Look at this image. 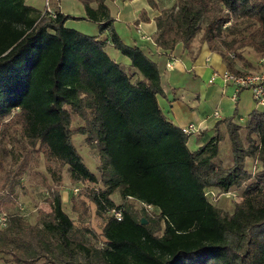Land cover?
Listing matches in <instances>:
<instances>
[{
    "label": "trees",
    "instance_id": "16d2710c",
    "mask_svg": "<svg viewBox=\"0 0 264 264\" xmlns=\"http://www.w3.org/2000/svg\"><path fill=\"white\" fill-rule=\"evenodd\" d=\"M81 1L85 18L98 23L96 35L65 26L68 18L79 17L58 8L52 15L26 0H0V147L10 127L19 124L32 145L69 167L73 182L100 180L102 185H85L80 193L98 212H109L103 243L91 247L76 231L63 209L59 175L39 224L19 212L7 214L0 253L18 264H264V109L253 108L244 125L231 117L218 120L214 134L190 149V135L158 100V63L140 45L123 41L103 0L96 8L92 0ZM156 22L157 46L188 45L202 32V41L237 74L232 52L252 46L264 55V0H179L175 11H164ZM109 43L129 62L112 57ZM73 113L86 121L76 132L99 151V174L74 143ZM221 124L232 146L228 165L218 157ZM249 156L261 162L255 173L246 167ZM2 158L0 153V169ZM243 185L231 213L206 193ZM117 189L154 210L144 207L140 214L117 204L111 197ZM9 199L0 192V207ZM113 209L123 216L117 218Z\"/></svg>",
    "mask_w": 264,
    "mask_h": 264
},
{
    "label": "crops",
    "instance_id": "0c3cea01",
    "mask_svg": "<svg viewBox=\"0 0 264 264\" xmlns=\"http://www.w3.org/2000/svg\"><path fill=\"white\" fill-rule=\"evenodd\" d=\"M98 2L99 0H92L91 6L96 8ZM103 2L108 6L114 18L113 26L123 41L129 45H140L158 63L163 88V91L158 94V100L165 115L179 127L193 121L202 123L204 128L188 138L190 149H198L214 134L218 120L231 117L234 122L244 125L248 114L253 108L258 107L251 99L253 98L251 90H236L234 85L225 83L220 74L229 70L227 63L220 53L210 50L206 41H200L195 36L188 45L179 41L174 49L157 46L154 38L158 29L156 17L165 7L159 0H154V2L150 0H103ZM26 3L42 12L46 9L34 5L32 0H26ZM50 6L54 11L58 8L75 17L85 18L86 16L85 6L81 0H52ZM67 23H69V18L65 25ZM91 31L87 34L99 33L98 23L95 22ZM106 34L107 32H104L102 37ZM106 48L111 50L108 49V52L112 54V57L123 63L129 62L128 57L121 53L118 55L119 50L111 43ZM238 53V55L234 52L230 54L235 71L249 73L259 71L264 67V55L252 46H244ZM167 63L171 66L169 67ZM214 73L218 75L212 80ZM217 108L221 110L220 117L213 116ZM242 108H248L246 116H243ZM225 127L224 124L220 125L223 136Z\"/></svg>",
    "mask_w": 264,
    "mask_h": 264
},
{
    "label": "rangeland",
    "instance_id": "374dc122",
    "mask_svg": "<svg viewBox=\"0 0 264 264\" xmlns=\"http://www.w3.org/2000/svg\"><path fill=\"white\" fill-rule=\"evenodd\" d=\"M49 1L51 4L52 0ZM159 1L162 5H165L161 10L162 13L164 11H175L179 2V0ZM32 3L41 9L46 8L45 0H32ZM45 11L46 9L44 12ZM94 25L95 22L88 20L87 18L71 17L69 18V23L65 26L68 28H77L79 31L84 30L86 33H91ZM201 35L202 32H199L196 35L200 41H202ZM108 49L109 48H106L107 51L110 50ZM117 53L118 55H121L119 51H117ZM251 99L253 103L258 106L257 108L263 109L262 106L256 104L254 98ZM247 109H241L243 116L247 115ZM85 123L86 121L81 115L73 113L71 127L74 129V143L80 151L79 153L83 155L86 164L94 172L99 174L101 159L97 147L90 144L86 134L76 132L75 130ZM244 131L245 130L240 131L243 138L245 135ZM227 132V127H225L223 139L219 143L218 154V157L223 159L222 161L226 165L230 163L232 157V146ZM254 137L258 140L256 135ZM246 145L248 144L246 143ZM0 153L3 157V168L0 169V192H8L10 194V199L1 204L0 216L2 213L10 214L12 212H19L29 223L39 224L40 210L49 209V199L51 197L50 186L55 183L54 176L58 177L60 175L61 179L58 184L60 185L63 209L67 211L70 217L74 220L76 231L91 247L99 246L103 243V238L100 235L103 231L109 212H98L97 208H95L96 205L90 201L86 195L80 193V189L85 185H102L100 180L98 182H87L85 184L82 182H73L70 177L69 167L65 165L61 168L59 163L47 156L38 144L32 145L27 138L22 135L19 124L10 127L7 136L2 140ZM246 160V167L253 173L261 168L260 160L255 159V157L249 156ZM244 185L239 188L232 187L230 188V191L227 192H222L220 189H214V187H212L208 188L206 192L208 198L216 206L220 207L223 212L231 213L234 209L235 202L242 199ZM111 197L117 204L129 206L132 210L139 211L140 214L144 209V206L140 201L130 197H122L118 189L111 194ZM2 225L0 219V226ZM161 232L162 230L159 231V233ZM44 263V259H40L34 264ZM0 264L18 263L11 260V255H9V253H0Z\"/></svg>",
    "mask_w": 264,
    "mask_h": 264
},
{
    "label": "built area",
    "instance_id": "2783aa9c",
    "mask_svg": "<svg viewBox=\"0 0 264 264\" xmlns=\"http://www.w3.org/2000/svg\"><path fill=\"white\" fill-rule=\"evenodd\" d=\"M46 1V11L50 12L52 15H54L55 11L50 7V1ZM167 65L170 67L171 64L167 63ZM218 75V73H214L212 76V80ZM222 79L225 81L226 84H232L236 87V90L239 89H249L252 92L253 98L256 101V104L262 106L264 108V67L259 71L249 72V73H241L237 74L232 71L226 70L223 73L220 74ZM236 98V96H234ZM221 111L219 108H217L213 112L214 117H220ZM184 133L191 135L196 132H200L204 127L201 122H190L188 124H184L181 126ZM230 191V189L228 190ZM207 193V192H206ZM130 198H133L132 195L129 196ZM140 201V200H138ZM141 204H143L144 207H146L148 210H154V206L151 204H148L143 201H140ZM112 213L117 217L121 218L123 216V212L120 209H113ZM7 214L2 213L0 216L1 223L3 225H6L7 221Z\"/></svg>",
    "mask_w": 264,
    "mask_h": 264
},
{
    "label": "water",
    "instance_id": "95a60500",
    "mask_svg": "<svg viewBox=\"0 0 264 264\" xmlns=\"http://www.w3.org/2000/svg\"><path fill=\"white\" fill-rule=\"evenodd\" d=\"M146 219H147V218L143 216V217L141 218V222H142V223H146V222H147Z\"/></svg>",
    "mask_w": 264,
    "mask_h": 264
}]
</instances>
